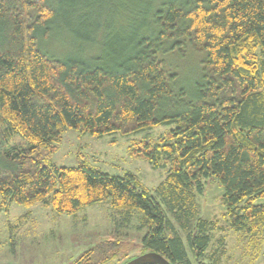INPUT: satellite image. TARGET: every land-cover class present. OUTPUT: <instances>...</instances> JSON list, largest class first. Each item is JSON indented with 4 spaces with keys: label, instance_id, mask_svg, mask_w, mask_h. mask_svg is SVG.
Masks as SVG:
<instances>
[{
    "label": "trees",
    "instance_id": "trees-1",
    "mask_svg": "<svg viewBox=\"0 0 264 264\" xmlns=\"http://www.w3.org/2000/svg\"><path fill=\"white\" fill-rule=\"evenodd\" d=\"M82 1L87 10L93 0H0V208L75 214L108 202L118 227L146 229L141 253L171 264L219 263L221 218L248 264L264 259V0H110L107 15L79 13L86 29L76 34ZM63 28L76 37L66 54L50 47ZM171 53L200 57L190 89ZM160 124L173 127L129 153L166 168L162 204L130 172L52 162L68 129L102 136ZM15 135L26 147H8ZM208 179L225 209L211 219L197 203ZM118 250L105 239L75 263L105 264Z\"/></svg>",
    "mask_w": 264,
    "mask_h": 264
},
{
    "label": "rangeland",
    "instance_id": "rangeland-1",
    "mask_svg": "<svg viewBox=\"0 0 264 264\" xmlns=\"http://www.w3.org/2000/svg\"><path fill=\"white\" fill-rule=\"evenodd\" d=\"M63 2V7H66L72 0ZM82 3L76 8L77 16L72 17L71 28H77L74 30L76 34L86 29L78 24L79 13L90 11L104 16L111 6L110 0H93L90 7L83 4L88 8L85 10ZM61 32L64 38H53L56 40L50 43V47L66 54L71 48L68 42H73L76 37L65 28ZM166 60L178 74L180 85L190 89L199 74L200 57L193 53L186 56L171 53ZM172 127L173 124H160L131 134L115 132L102 136L82 132V129H68L52 156V162L57 166L84 163L111 176H122L130 172L156 196L155 189L165 179L166 168H154L146 160L132 157L129 146L136 140L155 139ZM14 146L26 147V142L15 135L8 142V147ZM205 186L204 193L197 197L200 214L205 219L219 217L225 210L221 200L223 189L211 179L206 180ZM256 203H264V198L256 200ZM111 212L108 202L88 205L75 214L58 213L41 203L26 207L13 202L7 208H0V264H76L75 261L84 251L105 239L114 240L119 245L114 259L105 264H122L142 252L141 237L146 229L118 227L113 222ZM219 226L222 228L215 232L214 241L222 237L225 252L217 264H248L241 247L236 243V236L221 218ZM255 264H264V259L260 258Z\"/></svg>",
    "mask_w": 264,
    "mask_h": 264
},
{
    "label": "water",
    "instance_id": "water-1",
    "mask_svg": "<svg viewBox=\"0 0 264 264\" xmlns=\"http://www.w3.org/2000/svg\"><path fill=\"white\" fill-rule=\"evenodd\" d=\"M123 264H171L165 257L154 251L141 253Z\"/></svg>",
    "mask_w": 264,
    "mask_h": 264
}]
</instances>
